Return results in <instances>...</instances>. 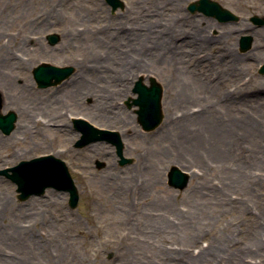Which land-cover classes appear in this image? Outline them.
I'll return each mask as SVG.
<instances>
[{"label":"rangeland","instance_id":"obj_1","mask_svg":"<svg viewBox=\"0 0 264 264\" xmlns=\"http://www.w3.org/2000/svg\"><path fill=\"white\" fill-rule=\"evenodd\" d=\"M123 1L113 10L106 0H0V113L15 112L25 126L10 133L0 129V264H264V236L258 242V226L264 225V25L250 19L264 16V0H217L239 16L235 21L190 10L196 0ZM202 33L218 39L205 49L192 47ZM52 34L58 36L55 43ZM243 35L252 37L244 50ZM142 36L147 39L144 50L133 55L152 65L144 77L149 82L153 76L162 85L163 115L181 117L183 106L194 112L211 104L224 117L245 112L249 121L255 119L248 136H238L241 145L230 152L231 162L221 166L217 160L210 169L197 170L189 158L180 163L173 155L157 158L162 150L178 152L184 137L190 141L186 134L207 133L193 125L183 137L180 126L165 116L152 130L138 123L137 107L127 104L136 96L138 76L133 70L117 78L121 64L116 56ZM162 44L169 50L166 61ZM42 62L71 66L73 72L56 85L39 87L32 70ZM197 73L216 82L211 86L218 92L193 88ZM79 79L92 84L93 93H80ZM229 93L232 103L225 97ZM20 105L25 108L21 114ZM74 117L122 133L124 155L131 161L120 163L115 146L106 140L77 146L82 133ZM251 147L262 153L248 163ZM45 154L66 162L79 193L75 207L69 192L55 187L22 199L17 185L1 173ZM154 161L159 162L160 182L140 196L128 188L129 181L140 184ZM238 162L249 164L242 184L234 187L233 182L220 196L204 189L203 202L193 209L189 199L200 185L220 187L224 170L239 173ZM174 165L190 176L182 189L168 183ZM166 197L172 209L162 222L156 209L165 207ZM146 223L152 229L144 232ZM200 250L206 251L202 260L190 259ZM34 256L38 262L31 260Z\"/></svg>","mask_w":264,"mask_h":264},{"label":"bare ground","instance_id":"obj_2","mask_svg":"<svg viewBox=\"0 0 264 264\" xmlns=\"http://www.w3.org/2000/svg\"><path fill=\"white\" fill-rule=\"evenodd\" d=\"M141 33L142 32H140V34H138V35H141ZM146 33H149V32H146ZM217 39H218V36H214L212 34L206 35V34L202 33V34H200L199 37H197V40H196L197 42H195L196 44H194V42H193L192 47L198 46L199 48H202V47L204 48L205 46H210V44L214 43ZM146 40L147 39L143 36L140 38L134 37L135 42H131L129 45V49L120 54L122 57L120 55L116 56L118 58V60L120 61L119 63L121 64V67H119V70H118L119 75L117 78H121L125 74L135 70L134 73L137 74V76H138L136 81L140 78H143V81L145 83H147L145 81L144 74H146L147 71L152 70V65H150V64L146 65V62L144 63L139 58H134L135 56L133 55L139 51L144 50V47L146 45V42H145ZM165 46L166 45H163V47H165ZM167 48H168V46L163 48V55H162L163 60L162 61H166L168 59L169 50ZM221 53H219L218 55H221ZM188 55H190V54L188 53ZM216 55H217L216 53H214V54L212 53V57H216ZM222 55H223L222 57H224L226 55V53L223 52ZM244 56H245V54H244ZM119 57H121V60L119 59ZM224 61H227V59L224 58ZM77 65L79 66L80 62H77ZM77 69H78V67H77ZM231 72H232V70H228L227 73H231ZM32 73H33V70H32ZM77 74H78V72H77ZM121 74H122V76H120ZM151 77H153V76H150V78ZM192 77H193V81H192V87L193 88L203 89L206 93H209V94L218 92L215 90L216 89L215 86H211V85H215L216 82H214V84H212L211 81H208V79H205L204 76H201L198 73L196 74V76H192ZM76 83H77L76 86L78 87V91L80 93H83L85 95H88L91 92L93 93L94 86L92 84L84 81L83 79L82 80L79 79V82L76 81ZM225 97H227V100L229 102H231L232 99H235V98H233L234 96L233 95L231 96L230 93L226 94ZM185 103H181V105L185 104ZM211 107H212L211 104H207V105H204L201 108L197 109L196 111L192 112L187 107L183 106V108L186 109V112H183L181 117H177V116L174 117L172 115V113H168L167 116L164 115L165 117H167L168 123L177 124L178 126H180L179 133L182 136L185 132H187L186 130L189 128V126L195 125V129L197 131L199 130V132L204 131L202 133V135L204 133H207V137H203V136L200 137L197 133L186 134L187 137H189L190 141L188 142L185 139V137L183 136L185 144L178 146L177 149H180L178 152L177 151L175 153L170 152L171 149L169 147H171V146H169L168 148L170 150L169 151L162 150V152H160V155L157 156V158L158 159L161 158V161H162V160H164L165 157H169L170 155H173V157L176 159L177 162L179 161V163L182 162L185 158H189L193 162H195V164L191 163L190 167H197V170L200 167L202 169L205 168L206 170H208L212 167V163H216L217 160H219V163L221 162V166L231 162V159L233 160L232 154H231L233 151V148L236 145L240 144L238 141V136H241V138H243V137L246 138V136H248V134L250 133V130H251L250 127L254 126L255 119L253 121H249L247 118H250V117L243 116V115H245L244 114L245 112L243 114H240L239 117H237L236 113L229 114L230 117H229V115L224 117L223 113H221V114L215 113ZM17 110L19 111L20 114L25 112V108L21 105L18 106ZM239 110L240 109H237V111H239ZM32 113H31V116L33 117V119H35L37 117L38 113L34 110L32 111ZM100 117L101 118L108 117V119L110 121L111 120L115 121V119H116L114 116L109 115V114H105V115L103 114V116L101 115ZM250 119H252V118H250ZM38 122L41 123L40 121H38ZM15 127H17L18 130H21V128L22 129L25 128L24 124L19 122L18 119L16 121ZM248 128H250V129L248 130ZM120 135L122 136V140H123L124 139L123 134L120 133ZM1 141H2V139L0 138V142ZM203 146L207 147L208 150L205 149ZM93 147L95 149H99V147L97 145H94ZM201 149H203V151H200ZM251 151L254 153V148L251 147ZM259 152L260 151L258 150V153ZM258 153H256V154L254 153L255 155L254 154L250 155V159L247 160V162L250 163V161H251V163H253L256 159L258 160V157H257ZM261 153L262 152H260V154ZM187 162H189V161H187ZM248 165L241 164L240 162H238V165H237L238 169H236V171H239V173H231L233 171L232 169L224 170L223 185H221L220 187H218L215 184H211V185L204 184V186H203V184L200 185L198 190L193 193V197H191L189 199V202L192 204L193 209H196L199 206V204H201L203 202L202 196H200V193H205L204 189L208 190L210 193H212L214 195L220 196L221 193L225 192V190H228L230 188V185H232L233 182H234V187L239 185V184H242L239 181L240 180L242 181L243 177L248 176V175H246V173L248 172V171H246V169H248L247 168ZM159 167H160L159 162H156V161L151 162L149 175L148 176L145 175V178H143V180L140 184H138L136 182L134 183L132 180H130L128 188L129 189L132 188V190L137 189L136 194H139L140 196L146 192H150L151 188L155 187L160 182ZM170 170H171V168H170ZM243 170H244V172H243ZM230 177L232 178V180H229ZM189 179H190V176H189ZM236 181H238V182H236ZM122 183L124 184L126 182L123 181ZM163 202H164L163 204H165L164 205L165 207L163 209H156L157 211L160 212L158 214H159V218L162 222L165 221L164 217L169 215V212L172 209V202L170 201V197H166ZM0 208H2V210H4V203L3 202L0 204ZM126 212L129 213L130 211L128 210ZM179 215L182 216L183 213L180 211ZM149 224L150 223H146L145 227H143L144 232H147V231L152 229L151 226H149ZM24 231L29 232L26 230H24ZM260 236L261 237L264 236V225L258 226V242H262L260 240V238H261ZM204 255H206V251L200 250L196 255H192V257H190V259L192 258L193 260L199 261V260H202ZM31 260H33V262H38L39 257L34 256V258H31Z\"/></svg>","mask_w":264,"mask_h":264},{"label":"water","instance_id":"obj_3","mask_svg":"<svg viewBox=\"0 0 264 264\" xmlns=\"http://www.w3.org/2000/svg\"><path fill=\"white\" fill-rule=\"evenodd\" d=\"M113 10L123 7L122 0H106ZM189 9L199 10L206 15L214 16L219 21H235L239 16L231 10L223 7L216 0H196L189 4ZM258 25H264V16L253 15L250 18ZM50 41L55 43L58 39L56 34L49 36ZM252 37L243 35L240 39L241 48L250 47ZM264 72V64L261 66ZM73 72L71 66H57L48 62H43L33 69V76L39 87L55 85ZM133 92L137 94L131 97L132 102L127 100L129 106H137L138 123L144 130L156 128L163 120L162 94L163 88L160 82L151 77L149 83H145L143 78L138 79L133 87ZM17 120V114L13 111L0 113V129L4 133H10ZM75 128L82 133L77 142V146H82L98 140H106L113 144L120 157V163L130 162L131 158L124 155V143L118 131L98 128L84 118L73 119ZM9 177L16 185L19 197L25 199L33 193L41 194L47 187L67 190L70 194L69 203L75 207L79 201V193L65 161L53 154L41 155L30 160H22L17 165L8 167L1 171ZM189 175L178 166H173L168 173V183L176 188H184L188 184Z\"/></svg>","mask_w":264,"mask_h":264}]
</instances>
